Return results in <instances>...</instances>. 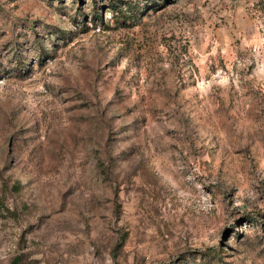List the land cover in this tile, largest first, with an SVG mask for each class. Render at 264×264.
Wrapping results in <instances>:
<instances>
[{"label":"rangeland","instance_id":"1","mask_svg":"<svg viewBox=\"0 0 264 264\" xmlns=\"http://www.w3.org/2000/svg\"><path fill=\"white\" fill-rule=\"evenodd\" d=\"M0 264H264V0H0Z\"/></svg>","mask_w":264,"mask_h":264}]
</instances>
